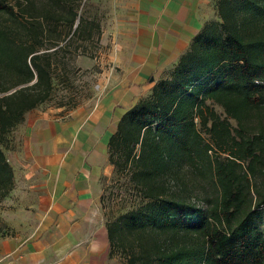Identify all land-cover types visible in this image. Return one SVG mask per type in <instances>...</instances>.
Returning a JSON list of instances; mask_svg holds the SVG:
<instances>
[{
  "label": "trees",
  "instance_id": "1",
  "mask_svg": "<svg viewBox=\"0 0 264 264\" xmlns=\"http://www.w3.org/2000/svg\"><path fill=\"white\" fill-rule=\"evenodd\" d=\"M214 7L216 18L170 76L121 115L109 138L113 173L142 201L106 221L110 255L132 237L127 264H264V0ZM72 10L34 14L30 0L23 15L0 0V201L13 186L3 142L51 97L52 58L80 33L92 36L94 21Z\"/></svg>",
  "mask_w": 264,
  "mask_h": 264
},
{
  "label": "crops",
  "instance_id": "2",
  "mask_svg": "<svg viewBox=\"0 0 264 264\" xmlns=\"http://www.w3.org/2000/svg\"><path fill=\"white\" fill-rule=\"evenodd\" d=\"M216 0H120L98 29L97 91L72 108H33L3 142L13 186L0 264H111L102 177L121 115L170 76ZM99 25V24H97Z\"/></svg>",
  "mask_w": 264,
  "mask_h": 264
},
{
  "label": "rangeland",
  "instance_id": "3",
  "mask_svg": "<svg viewBox=\"0 0 264 264\" xmlns=\"http://www.w3.org/2000/svg\"><path fill=\"white\" fill-rule=\"evenodd\" d=\"M9 5L20 12V8L29 5L30 0H6ZM56 1V2H55ZM31 0V7L34 14L40 7L48 8L50 13H66L73 9L78 16L84 17L88 21H94L92 24V36L89 39L79 37L65 50L59 52L52 58L53 65L57 66L54 72L57 74L54 80V88L51 97L39 108H72L94 95L97 91L98 72L100 66V44L99 33L96 30V24L100 28L107 23L111 15H114L119 9L120 0ZM23 15H29V12H20ZM216 18V17H215ZM212 18V19H215ZM211 104V101H207ZM214 110L221 117L225 114L221 106L212 103ZM234 125L235 122L230 120ZM207 139V136L204 134ZM102 190L100 193V205L106 221L114 220L118 215L136 208L142 201L139 197L137 188L134 187L129 179L122 174H114L102 177ZM191 201L204 205L195 195H192ZM10 203L7 200L0 201V237L10 234L11 228L7 226L8 220L6 212ZM132 237L124 239L125 245L119 244L112 249L111 264H127L128 241ZM135 247V244L133 245Z\"/></svg>",
  "mask_w": 264,
  "mask_h": 264
}]
</instances>
